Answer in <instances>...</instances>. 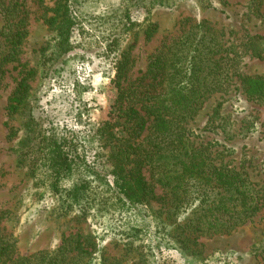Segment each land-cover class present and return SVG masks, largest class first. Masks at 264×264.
<instances>
[{
    "label": "rangeland",
    "instance_id": "obj_1",
    "mask_svg": "<svg viewBox=\"0 0 264 264\" xmlns=\"http://www.w3.org/2000/svg\"><path fill=\"white\" fill-rule=\"evenodd\" d=\"M124 1L0 0V59H5L0 69V211L6 213L1 226L12 234L21 255L52 250L60 246L64 237L79 236L85 247L104 254L111 263L264 264V206L231 231L182 232L179 224L184 222L185 214L170 218L168 191L153 178L149 167H144L151 189L150 221L187 240L184 246L172 239L170 245L150 247L145 254L138 240L128 244V239L118 233L116 221L107 214L92 212L84 216L80 214L82 210L68 209L59 194L38 187L20 162L22 117L30 99L17 112L10 111L11 100L26 73L39 66L40 56L50 47L62 19V8L53 22L54 15L66 2L77 19L70 32L73 49L57 61L61 66L57 76L45 80L40 68L34 78L28 79L30 97L34 98L35 115L44 109L55 120L67 117L69 123H75V133L91 130L87 134L91 145L106 167H110L106 140L95 130L110 117L117 95L113 56L120 58L122 50L129 49L130 54L122 80L123 86H129L164 43L179 37L191 24L205 21L227 44L236 46L245 73L264 76V59L252 56L247 48V43L256 42L250 40L253 35H264V19L252 14L250 0H172L170 5L129 0L130 16L136 26L123 35L117 48H112L115 52L108 54L106 46L114 30L110 31L109 20L102 16L123 7ZM150 28L154 31L148 33ZM2 31L19 33L20 43L12 45ZM219 121H224L225 127H218ZM189 128L198 141L210 142L212 149L232 165L244 166L253 180L263 178L264 104L248 99L236 86L226 94L208 98L189 122Z\"/></svg>",
    "mask_w": 264,
    "mask_h": 264
},
{
    "label": "trees",
    "instance_id": "obj_2",
    "mask_svg": "<svg viewBox=\"0 0 264 264\" xmlns=\"http://www.w3.org/2000/svg\"><path fill=\"white\" fill-rule=\"evenodd\" d=\"M153 2L170 5L172 0ZM131 6V1L125 0L123 7L102 16L109 20L110 31L114 30L106 46L108 54L115 52L112 48L136 26ZM2 8L7 10L4 5ZM61 8L62 19L50 47L40 56L39 66L21 80L10 104V111L17 112L30 99L22 117L18 157L38 187L59 194L68 209L82 210L81 215L104 212L116 221L118 233L128 244L138 240L145 254L150 247L170 245L172 239L184 246L187 240L150 221L151 189L144 167H149L153 178L168 191L170 218L185 214L179 224L182 232L231 231L264 206V175L260 181L253 180L244 166L232 165L210 142L198 141L189 128L208 98L236 86L248 99L264 104V76L242 70L240 53L233 43L227 44L207 22L193 23L153 53L146 70L129 86L122 84L130 63L129 49L122 50L120 58L113 56L117 95L109 119L95 130L106 140V161L110 164L106 167L91 145L87 135L91 130L75 133V123H69L67 117L55 120L44 109L39 115L34 112L28 79L40 68L45 80L57 76L61 70L57 61L73 49L70 32L77 19L66 2L57 9L53 22ZM250 11L264 19V0H250ZM2 36L14 46L20 43L19 33L2 31ZM251 39L256 42L247 43L250 54L264 59V35ZM225 125L224 121L217 124ZM5 218L6 213L0 211V264H118L85 247L79 236L64 237L52 250L21 255L12 234L1 226Z\"/></svg>",
    "mask_w": 264,
    "mask_h": 264
}]
</instances>
